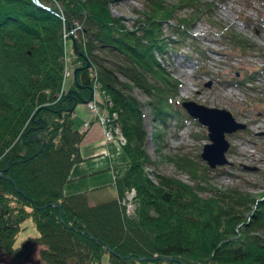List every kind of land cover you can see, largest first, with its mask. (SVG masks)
Returning <instances> with one entry per match:
<instances>
[{
	"label": "trees",
	"instance_id": "obj_1",
	"mask_svg": "<svg viewBox=\"0 0 264 264\" xmlns=\"http://www.w3.org/2000/svg\"><path fill=\"white\" fill-rule=\"evenodd\" d=\"M109 1L0 0V248L14 252L21 221L30 215L39 229L32 235L36 264H102L105 251L109 264H264V190L203 194L207 164L198 167L189 156L163 153L195 181L147 167L148 130L133 87L148 94L153 118L177 113L182 120L175 105L181 80L165 52L186 39L207 3L141 0L128 23ZM182 5L191 11L181 13ZM68 36L80 50L73 45L71 55ZM238 37L243 47L248 40ZM87 60L77 84L73 67ZM91 88L99 90L94 96L103 111L117 112L128 163L114 176L116 194L96 202H89L87 188L64 190L73 163L85 157L81 120L68 107ZM151 133L162 147L160 130Z\"/></svg>",
	"mask_w": 264,
	"mask_h": 264
},
{
	"label": "rangeland",
	"instance_id": "obj_2",
	"mask_svg": "<svg viewBox=\"0 0 264 264\" xmlns=\"http://www.w3.org/2000/svg\"><path fill=\"white\" fill-rule=\"evenodd\" d=\"M205 3L206 8L194 19L186 39L171 42L165 52L168 66L181 80L175 105L182 111V120L177 113L169 115L165 121L153 118L146 102L148 94L138 86L133 87L142 100L144 122L149 131L145 145L153 161L147 167L195 181L186 168L179 167L163 153L189 156L198 167L202 162L207 164L204 168L207 179L200 188L203 194L232 187L246 195H258L264 190V0H205ZM109 6L113 13L131 23L142 1L110 0ZM178 10L191 11L187 5ZM164 29L165 32L170 30L167 25ZM72 33L75 37L80 35L77 27ZM242 35L248 41L240 47L238 36ZM67 50L70 55L74 51L72 36L67 38ZM101 54L108 60L113 59L110 53ZM70 79L71 74L67 82ZM94 95H100L98 89L93 88L91 97ZM186 98L229 108L237 119L247 122L243 128L226 131L230 140L226 150L229 161L210 165L202 157L203 143L209 140L207 126L181 104ZM100 110L103 109L100 107ZM75 115L81 120L80 127L89 120L80 140L85 157L73 163L72 178L65 182L64 190L87 188L89 202L112 197L116 194L114 176L122 174L128 165L121 140L117 135L109 138L104 135L103 123L86 101L76 102ZM154 129L162 134L160 148L151 133ZM132 190L135 191L134 188L128 191ZM129 205L134 209L135 201ZM38 232L33 218L26 216L16 233L14 246L18 247L24 238H33ZM261 233L264 235V229ZM38 248L35 240L31 258L21 262L8 261L10 254L0 248V264H36ZM101 262L109 264L107 251L102 254Z\"/></svg>",
	"mask_w": 264,
	"mask_h": 264
},
{
	"label": "water",
	"instance_id": "obj_3",
	"mask_svg": "<svg viewBox=\"0 0 264 264\" xmlns=\"http://www.w3.org/2000/svg\"><path fill=\"white\" fill-rule=\"evenodd\" d=\"M73 45L76 51H80L75 38H73ZM89 62L90 61L87 60L85 64H80L73 67V75L77 84H79L78 83L79 68L81 66L88 65ZM69 92L72 93V88L69 89ZM92 95H93V88H91L87 98L91 97ZM78 96L83 101H86L87 99L86 97L76 93L73 96L72 103L68 107L69 109H72L75 106ZM181 104L191 115L197 117L199 121L206 124L207 126V134L209 140L203 143L201 150V155L207 161V163L210 165H216L219 163L229 161L226 155V150L230 144V140L226 136V131H233L239 128H243L247 125V122L237 119L234 116L233 112L226 107L208 105L191 98L182 99ZM16 187L19 189L17 185ZM34 243H35L34 238L31 237L24 238L21 241L20 245L9 256L8 261L21 262V261L29 260L31 258V253L34 250Z\"/></svg>",
	"mask_w": 264,
	"mask_h": 264
},
{
	"label": "built area",
	"instance_id": "obj_4",
	"mask_svg": "<svg viewBox=\"0 0 264 264\" xmlns=\"http://www.w3.org/2000/svg\"><path fill=\"white\" fill-rule=\"evenodd\" d=\"M69 71V68L67 69V66L65 68V73L67 74ZM89 107L91 108L92 111H94V113L97 114L98 118H100L99 120H101V122L103 123L104 126V135L109 138L112 137L114 135H117V137L121 140V141H125V137L122 133H120L121 131L119 130V126L117 123H114L113 120V116H116L117 112L116 110H112L111 113H107L103 110L99 111L100 105L98 104L95 96L91 97L88 99L87 101ZM89 120H85L83 125L80 127L81 129H84L85 126L88 124ZM129 196H131L134 191L132 190L131 192H128ZM129 208L130 205H129Z\"/></svg>",
	"mask_w": 264,
	"mask_h": 264
}]
</instances>
